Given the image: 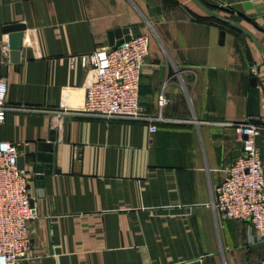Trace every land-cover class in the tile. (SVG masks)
I'll list each match as a JSON object with an SVG mask.
<instances>
[{
	"label": "crops",
	"instance_id": "obj_1",
	"mask_svg": "<svg viewBox=\"0 0 264 264\" xmlns=\"http://www.w3.org/2000/svg\"><path fill=\"white\" fill-rule=\"evenodd\" d=\"M199 1L247 30L197 0H0V79L18 106L0 142L20 143L39 212L21 264L261 263L251 222L220 218L212 199L243 153L230 122L251 116L252 66L264 119V0ZM19 22L14 61L6 28ZM134 27L151 38L140 101L171 118L155 133L148 121L81 112L88 80L72 57ZM54 134L55 159L43 163L40 144ZM256 143L264 160V132ZM42 164L51 171L39 173Z\"/></svg>",
	"mask_w": 264,
	"mask_h": 264
},
{
	"label": "built area",
	"instance_id": "obj_2",
	"mask_svg": "<svg viewBox=\"0 0 264 264\" xmlns=\"http://www.w3.org/2000/svg\"><path fill=\"white\" fill-rule=\"evenodd\" d=\"M150 52V35L140 33L119 47H101L73 56V64L80 58L88 80L81 112L106 119L148 121L152 133L158 129L156 122L171 120L162 112L149 114L140 101L141 79L149 66ZM251 70L257 75V66ZM8 91V82L1 78L0 124L10 109L18 108L9 104ZM168 102L162 93L160 107ZM230 124L237 127L243 153L225 179L214 186L212 206L220 218L250 221V243L264 242V160L256 143L264 132V119ZM19 152V142H0V264H21L29 257L31 223L39 216L30 188L31 173L21 165Z\"/></svg>",
	"mask_w": 264,
	"mask_h": 264
},
{
	"label": "water",
	"instance_id": "obj_3",
	"mask_svg": "<svg viewBox=\"0 0 264 264\" xmlns=\"http://www.w3.org/2000/svg\"><path fill=\"white\" fill-rule=\"evenodd\" d=\"M210 14L229 22L237 27L244 28L240 24L236 22L229 21L223 17L218 16L216 13L208 9L206 6H204L199 0H197ZM27 28V25L25 23L19 22L10 24L7 26V31L10 32V45L12 48V54L14 55L13 60L18 61L20 59V52L23 47V31ZM245 29V28H244ZM247 30V29H245ZM225 31H222V36H225ZM140 34V30L137 27H134L133 29H126V30H118L117 32H114L111 34V45L113 47H119L121 46L126 40H130L133 36H138ZM116 38H119L118 42H116ZM250 118L249 120L252 121H261V90L259 87V80L258 77L255 75L252 77V88H251V104H250ZM56 134V133H55ZM53 135L51 142H42L40 144V149L42 152L40 154V160L43 163L46 162H52L54 161V154L52 153L56 145L54 141L56 140V135ZM49 151V152H48ZM39 173H43L44 171L50 172L51 166H46L44 164L38 166ZM38 178L43 179L42 174H39L37 176ZM42 183V182H40Z\"/></svg>",
	"mask_w": 264,
	"mask_h": 264
}]
</instances>
